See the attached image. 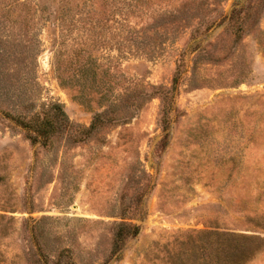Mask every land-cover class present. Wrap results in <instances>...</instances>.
Wrapping results in <instances>:
<instances>
[{"label": "rangeland", "instance_id": "374dc122", "mask_svg": "<svg viewBox=\"0 0 264 264\" xmlns=\"http://www.w3.org/2000/svg\"><path fill=\"white\" fill-rule=\"evenodd\" d=\"M207 233L264 264V0H0V264H215Z\"/></svg>", "mask_w": 264, "mask_h": 264}, {"label": "trees", "instance_id": "16d2710c", "mask_svg": "<svg viewBox=\"0 0 264 264\" xmlns=\"http://www.w3.org/2000/svg\"><path fill=\"white\" fill-rule=\"evenodd\" d=\"M171 112L172 107L164 110L163 123L165 124V130L169 126L168 115ZM100 117L102 116H97V119L93 122L90 129L86 131L87 133H91L100 127ZM15 120L26 130L33 144H41L44 147L51 146L53 138L64 128L70 127L71 124L60 104L53 106L50 112H45L43 115L36 114L31 118L19 116ZM122 229L124 230L121 227L119 231H122ZM129 230L133 235L139 233L138 228L135 226L130 227ZM206 236H208L207 239L215 254L213 258L215 264H245L255 251L252 245L249 244L252 238L245 235L207 233ZM119 237H122V232L119 234ZM65 264L75 263L67 262Z\"/></svg>", "mask_w": 264, "mask_h": 264}]
</instances>
